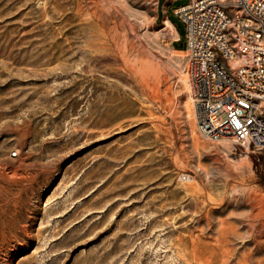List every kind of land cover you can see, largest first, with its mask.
I'll use <instances>...</instances> for the list:
<instances>
[{"label": "rangeland", "instance_id": "obj_1", "mask_svg": "<svg viewBox=\"0 0 264 264\" xmlns=\"http://www.w3.org/2000/svg\"><path fill=\"white\" fill-rule=\"evenodd\" d=\"M187 2L175 40L156 0H0V264H264V149L198 135Z\"/></svg>", "mask_w": 264, "mask_h": 264}, {"label": "built area", "instance_id": "obj_2", "mask_svg": "<svg viewBox=\"0 0 264 264\" xmlns=\"http://www.w3.org/2000/svg\"><path fill=\"white\" fill-rule=\"evenodd\" d=\"M174 13L198 135L264 149V0H188Z\"/></svg>", "mask_w": 264, "mask_h": 264}, {"label": "crops", "instance_id": "obj_3", "mask_svg": "<svg viewBox=\"0 0 264 264\" xmlns=\"http://www.w3.org/2000/svg\"><path fill=\"white\" fill-rule=\"evenodd\" d=\"M175 0H164L163 4L161 5V0H157L156 1V17H155V25H158V26H161V24H165V22H168L170 24V27L173 28L176 33H177V37L175 40H178L179 39V34L176 30V28L173 26V24L170 22V20L168 19L167 17V8H168V5L172 2H174ZM182 5H178L177 7H174L173 10L175 11L176 8L180 7ZM167 27V25H166ZM180 41V40H179ZM177 42V41H176ZM172 45V48L174 51L176 52H183L184 51V47L181 48V49H176L174 46H173V43L171 44Z\"/></svg>", "mask_w": 264, "mask_h": 264}, {"label": "bare ground", "instance_id": "obj_4", "mask_svg": "<svg viewBox=\"0 0 264 264\" xmlns=\"http://www.w3.org/2000/svg\"><path fill=\"white\" fill-rule=\"evenodd\" d=\"M164 25H167V28L171 29L170 31H172L175 36H177V33L176 31L170 27V24L168 22H165ZM130 67V66H129ZM133 70V69H132ZM131 71V70H130ZM137 79V78H136ZM143 85L145 86V88L147 87V89H150V93H151V97L154 99V100H157V101H162L166 107H171V104H172V101L171 99L169 98H166L165 95H161V92L159 90V87H158V84H153L151 85V87L149 88V84L148 82L143 79L142 81ZM105 85V84H104ZM170 109V108H169Z\"/></svg>", "mask_w": 264, "mask_h": 264}, {"label": "trees", "instance_id": "obj_5", "mask_svg": "<svg viewBox=\"0 0 264 264\" xmlns=\"http://www.w3.org/2000/svg\"><path fill=\"white\" fill-rule=\"evenodd\" d=\"M174 47H175L176 49H181V47H178V46H177V42H175Z\"/></svg>", "mask_w": 264, "mask_h": 264}, {"label": "water", "instance_id": "obj_6", "mask_svg": "<svg viewBox=\"0 0 264 264\" xmlns=\"http://www.w3.org/2000/svg\"><path fill=\"white\" fill-rule=\"evenodd\" d=\"M183 41H184V38L180 39V41H179V42H183Z\"/></svg>", "mask_w": 264, "mask_h": 264}]
</instances>
